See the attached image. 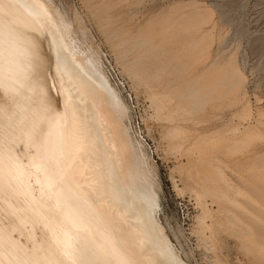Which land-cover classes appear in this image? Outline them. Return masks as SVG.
<instances>
[{"label": "bare ground", "instance_id": "6f19581e", "mask_svg": "<svg viewBox=\"0 0 264 264\" xmlns=\"http://www.w3.org/2000/svg\"><path fill=\"white\" fill-rule=\"evenodd\" d=\"M53 6L0 0V264H187L161 223L160 184L146 147L130 133L123 97ZM151 35L119 38L125 53L136 51L132 66H123L163 86L171 64ZM192 85L189 96L180 94L186 107L203 101ZM254 117L241 119L234 138L206 140L204 184L218 205L230 204L242 234L259 228L253 242L264 253V148H256L252 166L258 189L236 186L225 167L237 142L264 137V120ZM255 213L262 214L257 223Z\"/></svg>", "mask_w": 264, "mask_h": 264}, {"label": "rangeland", "instance_id": "374dc122", "mask_svg": "<svg viewBox=\"0 0 264 264\" xmlns=\"http://www.w3.org/2000/svg\"><path fill=\"white\" fill-rule=\"evenodd\" d=\"M49 1L70 23L80 48L97 55L106 77L123 97L130 133L146 147L158 178L159 217L178 254L187 264H264V253L253 242L258 227L254 226L253 236L242 234L240 225L231 221L230 204L222 200L220 207L204 184L206 140L211 136L215 141L234 138L246 115L264 120V0ZM135 35H151L165 46L171 64V77H165V84L173 80L167 89L165 84H150L143 78L141 82V77L135 78L124 68L125 64L132 66L136 51L125 53L126 44L121 46L119 41ZM110 64L119 70L126 88L112 74ZM190 82L199 86L197 94L203 101L186 107L180 96H189ZM183 114L185 121L180 120ZM177 125L181 128L175 131ZM254 138L237 142L231 155H226L228 160L225 156L227 176L247 189L262 184L257 166H252L260 156L256 148H264V137L257 133ZM254 215L257 223L262 214Z\"/></svg>", "mask_w": 264, "mask_h": 264}, {"label": "built area", "instance_id": "2783aa9c", "mask_svg": "<svg viewBox=\"0 0 264 264\" xmlns=\"http://www.w3.org/2000/svg\"><path fill=\"white\" fill-rule=\"evenodd\" d=\"M110 67H111V72L112 74L117 78V80L120 82V84L126 88V84L122 78V76L120 75V72L119 70L113 65V64H110Z\"/></svg>", "mask_w": 264, "mask_h": 264}]
</instances>
